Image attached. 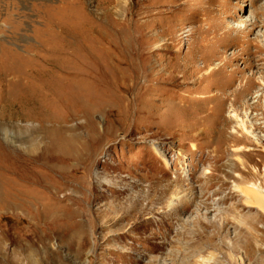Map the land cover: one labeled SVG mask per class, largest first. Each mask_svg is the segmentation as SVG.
Masks as SVG:
<instances>
[{
  "label": "rangeland",
  "instance_id": "rangeland-1",
  "mask_svg": "<svg viewBox=\"0 0 264 264\" xmlns=\"http://www.w3.org/2000/svg\"><path fill=\"white\" fill-rule=\"evenodd\" d=\"M263 10L0 0V264H264Z\"/></svg>",
  "mask_w": 264,
  "mask_h": 264
},
{
  "label": "bare ground",
  "instance_id": "bare-ground-1",
  "mask_svg": "<svg viewBox=\"0 0 264 264\" xmlns=\"http://www.w3.org/2000/svg\"><path fill=\"white\" fill-rule=\"evenodd\" d=\"M212 1V0H211ZM262 16H264V10L260 12ZM259 19L260 18H257L256 16H254L253 18V21H251V19L248 20V24L249 26H251V28H248V25L246 24H243L242 26V29H247V31H250L252 30L253 28L256 27V24L259 22ZM263 19V18H262ZM235 28V29H233ZM237 28H241V26H235V27H232V28H225L223 27L221 24H219V29H222L221 31V34H225V33H231V31L235 32V33H238L240 31V29H237ZM203 65L202 67L204 66V64H207L209 61L208 58H205L203 57ZM208 59V60H207ZM255 63V62H254ZM229 62L227 61H224L223 63H221V65H219V63H214V68H212V71H210L209 75H213V74H216L219 75L218 72H221L220 70L222 69V67L224 65H228ZM215 65H219L218 67H215ZM201 67V69H202ZM233 71L236 72L235 69H233ZM250 79V76L247 77V80ZM243 92H244V88H242ZM241 126L243 127V131L246 133V134H250V132H248L246 129H245V126H243V124H241ZM242 129V128H241ZM5 138H9L7 135H5ZM21 139V138H20ZM8 141H10V139H7ZM19 156V155H17ZM38 156L39 155H36L33 159H31L30 161H37L38 160ZM21 157V155L19 156ZM27 161V160H26ZM25 159H21V160H13L12 164H13V167L11 168H7L6 170V177L10 180V179H13L15 181H21L22 182V177H23V174L20 172V168H22V162L26 163ZM11 181V180H10ZM16 184V183H14ZM19 185V184H18ZM21 186H23V184H20ZM37 185V184H35ZM18 189L14 188L13 191H9L10 194L9 196L10 197H16V198H19V187L17 186ZM16 189V190H15ZM21 190V189H20ZM238 190L244 195L245 197V200L244 202L246 203V205L248 206H251V207H257L259 208L260 210H264V192L261 190V188L258 186V185H255L253 183H250L249 185H245V186H239L238 187ZM7 194V193H6ZM9 197V198H10ZM22 197V196H21ZM14 200V199H13ZM25 200V199H24ZM16 201V200H15ZM9 202V200H8ZM10 203V202H9ZM8 203V204H9ZM17 203V202H16ZM22 203V202H21ZM10 204H13V203H10ZM15 205V204H13ZM38 206V205H37ZM6 208H8L6 205H5ZM11 207V206H10ZM13 207V206H12ZM15 208V207H14ZM17 208V207H16ZM5 209L4 208V205L0 206V210H3ZM9 209V208H8ZM15 210V209H14ZM32 245V244H31ZM33 246V245H32ZM31 250V248H30Z\"/></svg>",
  "mask_w": 264,
  "mask_h": 264
}]
</instances>
